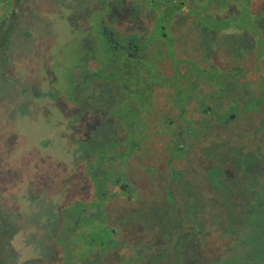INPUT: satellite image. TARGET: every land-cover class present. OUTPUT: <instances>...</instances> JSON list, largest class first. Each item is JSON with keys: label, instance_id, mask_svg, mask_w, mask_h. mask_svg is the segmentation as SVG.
<instances>
[{"label": "flooded vegetation", "instance_id": "1", "mask_svg": "<svg viewBox=\"0 0 264 264\" xmlns=\"http://www.w3.org/2000/svg\"><path fill=\"white\" fill-rule=\"evenodd\" d=\"M125 2L144 14L143 29L114 21L105 4L88 14L75 4L96 34L97 60H78L68 100L84 104L101 78L110 141L80 156L84 188L62 195L49 234L75 264H183L174 258L191 257L173 252L179 235L190 244L182 247L221 257L226 232L236 231L220 210L226 180L208 145H231L248 125H263L264 0ZM1 246L0 264H14Z\"/></svg>", "mask_w": 264, "mask_h": 264}, {"label": "rangeland", "instance_id": "2", "mask_svg": "<svg viewBox=\"0 0 264 264\" xmlns=\"http://www.w3.org/2000/svg\"><path fill=\"white\" fill-rule=\"evenodd\" d=\"M123 2L111 8L108 0H33L29 6L0 0V43L1 37L7 39L0 46V246L6 256L14 254V264H75L63 241L49 234L54 223L49 215L58 210L64 193L84 188L78 183V160L84 150L108 144L110 122L103 112L108 96L101 78L79 107L67 92L73 96L71 84L81 75L78 60H97L96 34L86 18L90 9L105 4L110 18L123 26H146L139 8ZM75 4L87 14L81 16ZM262 122L227 139L231 145H208L213 149L209 160L220 163L226 180L220 210L236 231L226 232L223 255H199L194 247H182L188 243L179 235L173 238V252L186 248L191 259H174L183 264H264V118ZM168 214L172 216L171 209ZM94 264L114 263L101 258Z\"/></svg>", "mask_w": 264, "mask_h": 264}]
</instances>
